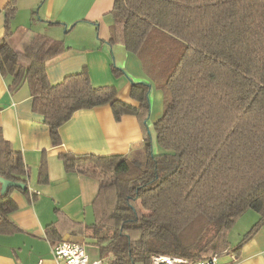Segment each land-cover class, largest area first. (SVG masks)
<instances>
[{"label":"trees","instance_id":"obj_1","mask_svg":"<svg viewBox=\"0 0 264 264\" xmlns=\"http://www.w3.org/2000/svg\"><path fill=\"white\" fill-rule=\"evenodd\" d=\"M15 12L10 0L0 73L12 78L11 91L27 84L53 145L74 112L106 104L116 121L135 115L146 137L141 158L60 155L67 172L100 180L93 222L71 221L78 226L71 232L95 245L105 264H152V255L195 264L228 249L229 231L246 211L258 219L237 249L264 224V0H114L109 44L134 53L163 94L154 143L150 83L131 84L137 105L118 99L113 86H92L85 69L52 84L45 63L63 41L30 25L13 28ZM0 176L25 185L0 194V232L10 233L9 214L17 209L11 192L35 194L21 153L1 130ZM54 211L57 219L47 226L53 245L68 229L59 231L67 216Z\"/></svg>","mask_w":264,"mask_h":264},{"label":"crops","instance_id":"obj_2","mask_svg":"<svg viewBox=\"0 0 264 264\" xmlns=\"http://www.w3.org/2000/svg\"><path fill=\"white\" fill-rule=\"evenodd\" d=\"M9 1L0 0V38ZM113 4L114 0H15L11 26L30 25L36 32L63 41V50L45 63L52 84L85 69L92 86H113L118 99L137 105L130 98L131 84L150 83L148 137L154 143L153 124L162 114L163 94L134 53L109 44ZM112 66L120 73L114 74ZM11 83L10 76L0 73V130L21 153L29 193L35 195L32 199L18 190L11 192L17 205L9 214L14 230L0 232V264H59L47 236V226L57 219L54 209L59 208L69 220L59 222V231L65 226L68 229L58 241L83 240L81 234L71 232L78 230L71 221L83 227L93 222V204L100 186V180L87 172H67L60 155L141 158L146 137L135 115L126 114L116 121L106 104L74 112L59 127L60 144L53 145L42 115L33 109L27 84L11 91ZM257 219L251 210L236 219L228 234V249L217 255L218 264H264V224L237 249Z\"/></svg>","mask_w":264,"mask_h":264},{"label":"built area","instance_id":"obj_3","mask_svg":"<svg viewBox=\"0 0 264 264\" xmlns=\"http://www.w3.org/2000/svg\"><path fill=\"white\" fill-rule=\"evenodd\" d=\"M52 254L59 264H104L102 259L91 260L84 240H65L52 246ZM152 264H185V261L167 255H152ZM195 264H218L217 255Z\"/></svg>","mask_w":264,"mask_h":264},{"label":"water","instance_id":"obj_4","mask_svg":"<svg viewBox=\"0 0 264 264\" xmlns=\"http://www.w3.org/2000/svg\"><path fill=\"white\" fill-rule=\"evenodd\" d=\"M12 187L24 189L25 185L22 183L11 181L9 179H5L4 177L0 176V194L1 195H6L9 189Z\"/></svg>","mask_w":264,"mask_h":264},{"label":"rangeland","instance_id":"obj_5","mask_svg":"<svg viewBox=\"0 0 264 264\" xmlns=\"http://www.w3.org/2000/svg\"><path fill=\"white\" fill-rule=\"evenodd\" d=\"M86 251H87L88 256L90 257L91 260L101 259V257L99 256L98 250H97L95 245L86 244ZM102 260H103L104 264L107 262V260L105 258L102 259Z\"/></svg>","mask_w":264,"mask_h":264}]
</instances>
